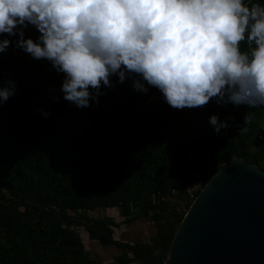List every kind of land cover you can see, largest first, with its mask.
Instances as JSON below:
<instances>
[{
    "label": "trees",
    "instance_id": "trees-1",
    "mask_svg": "<svg viewBox=\"0 0 264 264\" xmlns=\"http://www.w3.org/2000/svg\"><path fill=\"white\" fill-rule=\"evenodd\" d=\"M49 69L11 47L0 53V74L17 81L0 106V264H163L196 171L207 166L209 181L232 157L264 171V109H247L245 124L244 106L178 111L159 98L148 103L159 94L128 83L77 109L52 103L59 93L46 89L61 76ZM212 113L234 120L214 134ZM138 223L139 233H116ZM84 237L118 253L101 262L87 255Z\"/></svg>",
    "mask_w": 264,
    "mask_h": 264
},
{
    "label": "clouds",
    "instance_id": "clouds-1",
    "mask_svg": "<svg viewBox=\"0 0 264 264\" xmlns=\"http://www.w3.org/2000/svg\"><path fill=\"white\" fill-rule=\"evenodd\" d=\"M33 28V39L25 29ZM11 47L44 60L61 76L52 103L77 109L128 83L148 103L172 109L216 106L264 109V0H0V53ZM0 79V106L17 81ZM47 120L51 112L35 108ZM207 117L214 134L229 127Z\"/></svg>",
    "mask_w": 264,
    "mask_h": 264
},
{
    "label": "water",
    "instance_id": "water-1",
    "mask_svg": "<svg viewBox=\"0 0 264 264\" xmlns=\"http://www.w3.org/2000/svg\"><path fill=\"white\" fill-rule=\"evenodd\" d=\"M163 264H264V171L230 158L185 211Z\"/></svg>",
    "mask_w": 264,
    "mask_h": 264
},
{
    "label": "built area",
    "instance_id": "built-area-1",
    "mask_svg": "<svg viewBox=\"0 0 264 264\" xmlns=\"http://www.w3.org/2000/svg\"><path fill=\"white\" fill-rule=\"evenodd\" d=\"M207 166H202L200 171H196L193 175L192 181L189 187L186 189V196L191 202L200 193L203 187L208 182L209 172Z\"/></svg>",
    "mask_w": 264,
    "mask_h": 264
},
{
    "label": "rangeland",
    "instance_id": "rangeland-1",
    "mask_svg": "<svg viewBox=\"0 0 264 264\" xmlns=\"http://www.w3.org/2000/svg\"><path fill=\"white\" fill-rule=\"evenodd\" d=\"M84 245L86 247V253L87 255L91 257H95V252L97 253L98 258L101 262H111V259L116 255L117 250L114 248H108V249H101L98 248L94 243L90 242L84 237ZM96 256V257H97Z\"/></svg>",
    "mask_w": 264,
    "mask_h": 264
},
{
    "label": "crops",
    "instance_id": "crops-1",
    "mask_svg": "<svg viewBox=\"0 0 264 264\" xmlns=\"http://www.w3.org/2000/svg\"><path fill=\"white\" fill-rule=\"evenodd\" d=\"M146 225H148V223H146ZM142 226H145V224H135L133 226H131L130 228L126 229V227H122L120 228V230H117L116 233L119 236H125V234L127 235V233L131 230L132 232H137L139 233V231L142 229ZM128 236V235H127Z\"/></svg>",
    "mask_w": 264,
    "mask_h": 264
}]
</instances>
